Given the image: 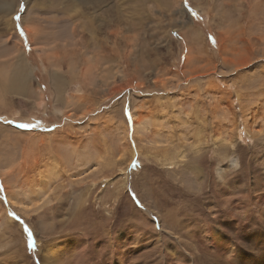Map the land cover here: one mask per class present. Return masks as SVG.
Here are the masks:
<instances>
[{
  "label": "rangeland",
  "instance_id": "1",
  "mask_svg": "<svg viewBox=\"0 0 264 264\" xmlns=\"http://www.w3.org/2000/svg\"><path fill=\"white\" fill-rule=\"evenodd\" d=\"M85 1L0 8V264H264V0Z\"/></svg>",
  "mask_w": 264,
  "mask_h": 264
},
{
  "label": "bare ground",
  "instance_id": "2",
  "mask_svg": "<svg viewBox=\"0 0 264 264\" xmlns=\"http://www.w3.org/2000/svg\"><path fill=\"white\" fill-rule=\"evenodd\" d=\"M2 1V5H0V8H1V10L2 11H5L4 13H5V15H9V14H11L12 12H11V5H12V0H0V2ZM62 1V4L64 5V7H63V9L60 11V12H57L58 14L57 15H55V17H54V19H53V22H57L58 20H56V19H59L61 16L60 15H63L61 18H60V20L61 21H66V22H70V21H74V19L76 20H80V19H83L84 20V22L83 21H79L80 23H82L81 24V29L83 30V31H89V30H91L92 29V27H93V21H89V20H94L95 18H96V14H93V13H95L93 10H90L91 9V4L88 2V1H85L84 2V0H64V1H68V2H66V3H63L64 1L63 0H61ZM61 3V2H60ZM96 3L97 4H99V6L100 5H103L104 4V0H96ZM83 5H86V8H83ZM38 9L40 8H44L43 6H41V5H39L38 7H37ZM78 11L80 12V13H87L88 15L86 16V18L85 17H83L82 15H77L76 13H78ZM70 14H72V15H70ZM7 22V24L9 23V21H6ZM100 28H101V26H100ZM71 29H72V25H71ZM71 32L73 33V34H75L76 32H74V30H71ZM72 34V35H73ZM77 34V33H76ZM250 55V54H249ZM257 56H259L260 55V57H261V59L262 60H264V54L262 53V51H259L257 54H256ZM250 59H251V55H250ZM22 61V60H21ZM247 61H250V60H248L247 59ZM246 62L244 61V64H245ZM16 67L19 69V70H22L23 71V69L24 68H22V63L19 61V63H17L16 64ZM21 71V72H22ZM23 72H25V71H23ZM18 74V73H17ZM22 78V77H21ZM22 82H24V81H21V83ZM24 85V84H23ZM17 86H18V88H20V86L17 84ZM21 86H22V84H21ZM24 90V89H23ZM244 101V100H243ZM58 108V112H59V110H60V108L59 107H57ZM11 130V129H10ZM223 154V153H222ZM225 154V156L223 155V157H227V159L229 160V166H231V172H230V174H231V176H233V175H235V176H239V175H241L242 173H243V168H242V160L240 159V157H238V156H236V155H233V153H224ZM218 155V154H217ZM221 155V154H220ZM219 156V155H218ZM147 157V156H146ZM165 158V157H164ZM225 159V158H224ZM192 168L194 169V174H196V175H198L199 173V169H196L197 167H195L194 165L192 166ZM196 169V170H195ZM214 170H215V172H216V174L218 175V176H220L221 175V168L218 166V165H215L214 166ZM146 175V174H145ZM226 180V179H225ZM143 181V180H142ZM243 181V180H242ZM143 182H145V181H143ZM142 182V183H143ZM147 183V182H146ZM198 184V183H197ZM214 184V183H213ZM220 184H222V183H220ZM220 184H217L216 186H210V185H208V188H206L207 189V193H208V197H210L211 198V195H212V191H213V189L214 188H216V187H219V186H221ZM200 185V184H199ZM202 185V184H201ZM123 186H125V185H123ZM244 186L245 187H248V185H245L244 184ZM195 187V186H194ZM193 188V187H192ZM175 189H177V191H178V194H180V195H182L183 197H193L194 196V199H198V193L199 192H202V190L204 189L205 190V188H203V187H198V185H197V187H196V192L195 191H193V193H189V191H187V190H185V188H182V189H179V185H177L176 187H175ZM201 189V190H200ZM261 189V188H260ZM182 190V191H181ZM193 190V189H192ZM197 190H199V191H197ZM190 192H191V190H190ZM204 193V192H203ZM200 194V193H199ZM117 196V195H116ZM196 196V197H195ZM250 195L248 194V197H249ZM204 197V196H203ZM207 197V198H208ZM215 198V197H214ZM215 200H217V198H215ZM246 200H244V202H245ZM196 203H197V205H195L194 207H193V209H197L198 208V203H201V201H199V199L196 201ZM204 203V202H203ZM201 209V208H200ZM257 211H262L263 210V208L262 207H257V208H255ZM226 211H227V213H231V210L230 209H227L226 208ZM235 216V215H234ZM148 218V217H147ZM162 219V218H161ZM168 219V220H167ZM167 219H165L164 220V226L166 227L167 226V224H170V226L171 225H173V223H175V222H173L174 221V217L173 216H169V217H167ZM160 228V227H159ZM174 230V229H173ZM192 232V231H191ZM250 233H254V232H250ZM191 234H193L194 235V231L191 233ZM191 234H190V236H191ZM256 235H259V234H256ZM69 237V236H68ZM119 237L120 238H122L121 237V234L119 235ZM212 238H213V243H217V240L218 239H220L221 238V229H217L216 230V232H215V234H213L212 233ZM117 240H118V238H117ZM246 241V240H245ZM117 243L119 244L120 243V240H118L117 241ZM55 247V246H54ZM48 248V246H45V249H47ZM75 248V249H74ZM73 248V250H76V246ZM196 248V246H195V244H193V245H190V249H195ZM40 249V248H39ZM44 249V250H45ZM51 249V248H50ZM55 250V249H54ZM42 251V250H41ZM40 250H39V252H41ZM47 251V250H46ZM192 254H190V257H192V264H194V262H196V263H198V264H225L223 261H221L220 260V258H219V254H218V256H214V255H212L210 252H208L207 250H205V252H204V248H201V250H199V249H197L196 250V252H191ZM42 255V254H41ZM48 255H49V253H48ZM55 256V255H54ZM53 256V257H54ZM42 257V256H41ZM43 257H44V255H43ZM221 257V256H220ZM224 258V257H223ZM18 260V259H17ZM23 260V259H22ZM43 264H46V262L44 263V262H42ZM161 262H156V263H154V264H160ZM110 264H120V263H116L115 261H111V263Z\"/></svg>",
  "mask_w": 264,
  "mask_h": 264
},
{
  "label": "snow or ice",
  "instance_id": "3",
  "mask_svg": "<svg viewBox=\"0 0 264 264\" xmlns=\"http://www.w3.org/2000/svg\"><path fill=\"white\" fill-rule=\"evenodd\" d=\"M21 11H23V5H21ZM16 18L19 19V17ZM21 127H28V125H21Z\"/></svg>",
  "mask_w": 264,
  "mask_h": 264
}]
</instances>
